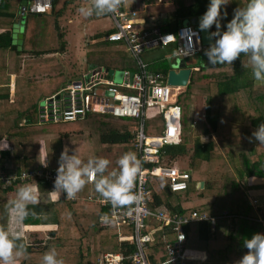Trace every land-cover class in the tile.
I'll use <instances>...</instances> for the list:
<instances>
[{
    "label": "trees",
    "instance_id": "16d2710c",
    "mask_svg": "<svg viewBox=\"0 0 264 264\" xmlns=\"http://www.w3.org/2000/svg\"><path fill=\"white\" fill-rule=\"evenodd\" d=\"M60 1L53 0L52 9L47 13L33 14L22 13L27 0H0V174L4 172L18 176L34 169L57 170L59 156L65 147L70 149V154L71 150L77 149L78 155L84 160L97 156L108 147L129 146L135 150L133 138L140 120L134 117L87 112L83 118L74 121L39 123V107L43 104H39L40 99L44 102L57 92L61 95L75 81L86 85V79L92 73H85L81 79L66 78L68 71L55 57L60 50L56 36L47 40L64 12L57 10ZM141 1L149 3L150 0ZM208 2L209 0H173V10L158 25L159 28L163 33H175L185 24L195 27L192 20L202 16ZM245 3L246 0H233L226 8L227 19L232 18L235 8L242 7ZM128 6L125 3L121 9L136 8L134 3ZM139 11L137 17L144 21L147 19L142 16L152 20L157 15L148 9ZM41 18L46 19L43 25L39 24ZM17 21L23 37L21 48L13 50L12 28ZM110 31L97 34L94 38L100 40L93 44L86 42L84 47L87 64L95 71L119 69L136 72V59L130 56L123 42L102 39ZM162 48L163 46H159L145 50L144 59L149 71L166 74L170 70L173 63L167 58L151 56V50ZM169 48L174 51L172 47ZM201 53L203 51L197 54ZM204 62L201 66L193 67L187 86L177 96V103L181 108L180 143L162 147L160 154L163 163H179L181 170H189L192 180L204 178L207 183L196 198H189L190 188L183 195L169 194L165 179L150 177L148 181L156 207L176 216L196 211L215 218L213 227L209 219L184 227L185 247L203 252L200 253L201 260H187L184 264H234L244 255V239H250L255 233H264V206L254 208L247 198L250 189L264 190V183L241 185L225 166L221 168L216 165L213 168L211 153L221 156L211 137L206 142H201L196 137L195 150L187 155L186 144L193 133L189 116L192 100L202 97L205 122L199 121L195 134L213 132L217 139L226 140L228 144L253 141L249 153L246 150L239 152L241 171L238 173L242 177L264 178V145H259L252 137L257 127L264 123V83L252 77L246 55L242 54L232 65L209 66L207 59ZM12 74L14 91L11 96L9 84ZM228 113L236 117L234 123L242 129L241 133L235 132V136L231 134L226 137L223 131L228 125L221 118ZM162 126L164 128L162 115L155 113L144 120L143 132L145 135L159 136L162 134ZM158 128L159 133L155 134ZM187 157L188 163L183 166V159ZM45 159L47 167L40 163ZM214 179L221 181L218 187L211 185ZM38 181L36 178L25 182L16 179L9 187H2L0 180V228L19 230L22 242L26 245L25 254L17 258L15 264H41L42 255L49 249H55L64 264H97V260L106 252L130 253L134 250V245L130 243V229H125L123 237L118 240L115 230L99 221V217L109 211L107 207L96 203L95 196L98 194L95 191L89 194L88 189H94L93 181L85 185L75 201L53 192L55 199L49 203L40 201L36 205H29L30 215L22 223L7 216L4 206L12 199L7 195L10 192L15 194L19 185L36 184L41 197L42 192L51 193L46 184ZM40 225L52 226V229L45 230L44 237L29 239L25 228ZM146 231L152 232L146 254L149 261H155V255L163 252L164 245L174 241L175 231L172 225L162 226L159 221L150 222ZM109 240L112 246L108 248ZM159 259H165L164 255Z\"/></svg>",
    "mask_w": 264,
    "mask_h": 264
},
{
    "label": "built area",
    "instance_id": "2783aa9c",
    "mask_svg": "<svg viewBox=\"0 0 264 264\" xmlns=\"http://www.w3.org/2000/svg\"><path fill=\"white\" fill-rule=\"evenodd\" d=\"M52 4L53 0H27L22 13H47L52 9ZM124 5L122 0L118 12L110 15L114 29L105 39L111 42H123L130 56L136 59L137 71L113 69V73L109 74L108 70H93L86 79V85H82L81 81H75L66 92L61 95L59 92L57 98L52 95L45 99L39 107L38 121L42 124L74 121L83 118L87 112L110 113L117 117H134L140 120L134 133L133 143L138 157L143 160V171L136 184V190L143 197L142 203L132 208L112 209L111 205L105 203L99 196L95 198L97 204L108 208V214L112 218V222L101 224L114 229L118 240L123 237L125 229H130V243L135 248L130 253L106 252L97 260V264H184L187 260H201L202 257L196 255V250H188L185 247L184 227L208 219L213 227L215 218L196 211L188 215L176 216L156 207L148 181L150 177L165 179L171 193H181L188 188L191 179L189 171L163 163L160 154L162 147L180 143L181 108L177 103V96L183 88L168 84L167 73L149 71L148 63L141 58V55L146 49L159 46L172 47L174 49L172 57L175 61L178 58L186 59L194 56L203 51L205 46L196 27L185 24L175 33H163L157 26L141 25L143 20L138 19V11L130 8L121 9ZM189 30L191 33L188 32ZM117 71L120 76L115 81L113 76ZM155 113L163 117L162 134L145 135L144 120ZM55 177L54 168L34 169L22 172L18 176L4 172L0 174L2 187H9L16 179L25 182L30 178H36L39 183L46 184L51 193L54 190ZM75 200L76 198L70 201ZM152 221H159L162 226L172 225L175 231L174 241L164 245L163 252L155 255V261H149L146 254L147 244L152 239V232H147L146 227ZM163 255L165 259L160 260L159 257Z\"/></svg>",
    "mask_w": 264,
    "mask_h": 264
},
{
    "label": "clouds",
    "instance_id": "9594fccd",
    "mask_svg": "<svg viewBox=\"0 0 264 264\" xmlns=\"http://www.w3.org/2000/svg\"><path fill=\"white\" fill-rule=\"evenodd\" d=\"M232 2L209 0L198 21V32H205L209 41L207 47L204 45L203 54L209 66L232 65L242 54L246 55L252 77L264 82V0H246L244 6L233 10L232 18L228 20L226 8ZM121 3L122 0H91L90 4L79 7L78 12L84 18L115 15ZM252 137L259 145H264V123L257 127ZM40 163L48 166L46 159ZM110 163L109 159L99 156L84 160L77 149L71 150L70 154V149L65 147L58 159L52 192L61 193L69 200L75 199L89 180H93L95 193L112 209L139 206L143 197L136 190V184L143 171L142 158L134 151H127L117 159V167L109 172ZM38 202L36 184L24 183L16 188L14 198L7 201L4 211L17 223H22L30 215L29 205ZM99 219L104 224L112 222L107 213ZM243 247L248 251L234 264H264V233L244 239ZM25 252L26 245L19 230L0 228V264H15ZM41 264H64V261L58 258L55 249H49L42 255Z\"/></svg>",
    "mask_w": 264,
    "mask_h": 264
},
{
    "label": "rangeland",
    "instance_id": "374dc122",
    "mask_svg": "<svg viewBox=\"0 0 264 264\" xmlns=\"http://www.w3.org/2000/svg\"><path fill=\"white\" fill-rule=\"evenodd\" d=\"M152 1V0H151ZM27 4V2L25 3V5ZM81 5H83V2H78V6L80 7ZM158 7L157 5H151L148 7V11H152L154 13H156L155 11H158ZM75 9V6H73L72 8H68L69 10L67 12H65L63 15H61L59 17V23L57 25V27H55V30L57 31L56 34V43L59 46V51L56 53L55 57L57 59H59V61L64 65V67L66 68V72L68 71V75L66 78H75V79H81L82 75H84L85 73H91L93 72V67L89 66L85 60V43L88 42L90 40V36L92 35V33L94 32V30L98 29L97 25H100L99 27L101 28L98 32H104V31H108L109 29L112 28V22L111 19L109 18L108 15L106 16H99L96 17L95 16V20L90 19L89 18H84L82 17L79 13H76L77 16H80L82 19L78 20V19H74L73 21H71V17L74 16V11H72L71 9ZM46 19H39V24L43 25L45 24ZM62 32H65V34H62ZM50 34V36L48 37L50 39H54V36ZM55 42V40H53ZM150 52H152L151 56H161L164 57V59L174 63V59L172 57V50L169 47H163L162 49H153ZM50 55V54H49ZM145 53L142 54V59L145 61ZM168 57H172L171 59H169ZM206 59L204 58L203 54H197L195 56L186 58V59H181L178 58L176 61H183L185 63V65L187 66H192V67H196V66H201L202 64H204ZM177 63V62H176ZM119 70V69H118ZM120 76L119 71L116 72V75L113 76V78L116 80H118V77ZM10 94L11 96L13 95V88H14V83L12 82L14 80V75L12 74L10 76ZM183 90V89H182ZM181 90V91H182ZM59 92H57L56 94H58ZM54 94V95H56ZM41 101H39V104L43 103V100L40 99ZM203 105H204V101L202 97H197L195 99L192 100V105H191V114L193 116H196L197 119H199L198 121L202 120V116L201 114L203 113ZM86 133V132H85ZM159 133V128L156 131L155 134ZM154 134V135H155ZM170 147V146H167ZM127 151H134V149L130 148L129 146H123V147H108L105 150L101 151L100 153L97 154V156L99 157H104L107 158L111 161L108 171H112L113 169H115L117 167L116 165V161L117 159L125 152ZM183 166H186V164H184ZM195 180L196 178H194V180L192 181L190 185V189L189 192H191L193 195L198 192L196 190V184H195ZM212 183V182H211ZM211 185H213V187H218L219 182H214ZM89 194H92L94 192V189H88ZM45 193V192H43ZM175 194V193H174ZM192 195V196H193ZM15 196V194H12L11 192L8 193L7 197L8 198H13ZM41 197V196H40ZM39 197V198H40ZM42 203H49L48 202H43V200H41ZM48 228H45L46 230L52 229V226H47ZM26 229V228H25ZM44 228H34V229H26V233L29 236V239H34V238H41L44 237L46 231ZM112 246L110 243V240L108 241V248Z\"/></svg>",
    "mask_w": 264,
    "mask_h": 264
},
{
    "label": "crops",
    "instance_id": "0c3cea01",
    "mask_svg": "<svg viewBox=\"0 0 264 264\" xmlns=\"http://www.w3.org/2000/svg\"><path fill=\"white\" fill-rule=\"evenodd\" d=\"M78 2H83V5L81 6H86L88 4L91 3V0H67L66 2H64L63 0H61L58 4V11L64 10L63 14L65 12H67L69 9L68 8H72L73 6H75V9H71L72 11H74V16L71 17V21H73L74 19H78L81 20L82 18L80 16H77L76 13L78 12ZM172 2L173 0H150L149 3H143L141 0H124V4L126 3V6H128V4H132L134 3V6L136 7L135 10L139 11V10H146L148 9L149 6L151 5H157L158 7V11H155L157 13V15L151 20L149 17L146 16H142V18L147 19L145 22L143 20V23H141V25L145 26H150V27H159L158 25L161 24V22L167 18V15L169 12H171L173 10L172 7ZM80 6V7H81ZM140 12V11H139ZM109 18L111 19L112 22V18L110 15H108ZM97 17V16H96ZM93 19L95 20V16L89 18L88 20ZM139 19V18H138ZM59 23V18L57 20V25ZM100 25H97L96 30H94V32L92 33V35L90 36V40L88 41L89 44H93L95 42H97L98 40H100L99 38H94L96 36H98L97 34H102V33H106L107 31L104 32H98L101 28L99 27ZM113 22H112V28L109 30H113ZM108 30V31H109ZM0 32H2V30L0 29ZM53 36H56L57 31L56 30H51V33ZM55 34V35H54ZM62 34H65V32H62ZM51 35V36H52ZM106 38V35L102 37V39ZM53 39V38H52ZM101 39V40H102ZM54 43V41H52ZM85 47H86V43H85ZM206 58V57H205ZM193 69V67H191ZM196 69V68H195ZM194 70V69H193ZM264 83V82H262ZM184 89V88H183ZM202 116V120L201 122H205L204 120V116L203 113L201 114ZM190 122H191V129L193 131L192 135H191V140L189 141L188 144H186V154L187 155H191L194 150H195V138L198 137L199 141L201 142H206L207 140L211 139L214 141V143L216 144V146L218 147V151H219V155L221 157H219L217 154L215 153H211L212 155V167L215 168L216 165H219L221 168L223 166H225L227 168V170L232 173V175L235 177V179L241 184V185H259L264 183V178L262 177H257V176H252V177H246L242 175L240 176V174L238 173V171H241L240 167H239V152L242 150H246L248 151V153L250 152L249 147L251 146V144H253L254 142L251 140H248L245 144H228V142H226V140H219L216 138L215 133L211 132L210 134H199L196 135L195 134V129L196 126L199 125L198 123H200L197 119L196 116H193L190 113L189 116ZM223 122H227V129L224 130V136L229 137L231 134L235 136V132H240L242 128H238L235 125V121H236V117L231 114L228 113L226 115H223L222 118ZM201 127V126H200ZM245 128V127H243ZM163 126H162V131H163ZM244 132V131H243ZM241 133V132H240ZM189 157L183 159L184 163H188ZM224 164V165H223ZM171 165L176 166L177 168H179V163H172ZM180 169V168H179ZM189 171V170H187ZM194 180V179H193ZM192 179H190L189 184L192 183L193 181ZM91 182V181H89ZM214 182H219L220 184V180H213L212 183ZM205 183H207V181H204V178L201 180H195V184H196V190L198 192H196L194 195L192 193L189 194V198H196L197 195L199 194V192L201 190H203V188L205 187ZM219 186V185H218ZM188 188H190V185H188ZM188 188L186 191L181 192V193H175V194H185L188 191ZM247 198L249 203L254 207H260V206H264V190L262 188H255V189H250L248 192ZM42 197L39 196V192H38V201L40 202L41 200H43V202H48V201H52L55 198V194L54 193H50V194H46L42 192ZM193 195V196H192ZM98 196V195H97ZM95 196V198L97 197ZM40 197V198H39ZM36 229V228H48L47 226H32V227H26V229ZM46 230V229H45ZM197 251V250H196ZM197 253L200 255L203 254V252L201 251H197ZM197 255V254H196Z\"/></svg>",
    "mask_w": 264,
    "mask_h": 264
},
{
    "label": "water",
    "instance_id": "95a60500",
    "mask_svg": "<svg viewBox=\"0 0 264 264\" xmlns=\"http://www.w3.org/2000/svg\"><path fill=\"white\" fill-rule=\"evenodd\" d=\"M201 16L197 19H193L192 23L196 24L195 27L198 29V21ZM20 23L17 21L13 24L12 28V47L11 49L21 48L23 33L20 31ZM201 42L206 47L208 46L209 41L206 39V33L200 32ZM177 62V63H176ZM109 74L113 73V69H110ZM192 72L191 67L185 65L183 61H176L172 64L170 70L167 72V83L173 86H181L185 88L189 82V77ZM57 97V95H56ZM168 193L171 192L167 189ZM247 249H244V254L247 252Z\"/></svg>",
    "mask_w": 264,
    "mask_h": 264
},
{
    "label": "bare ground",
    "instance_id": "6f19581e",
    "mask_svg": "<svg viewBox=\"0 0 264 264\" xmlns=\"http://www.w3.org/2000/svg\"><path fill=\"white\" fill-rule=\"evenodd\" d=\"M194 26V25H193Z\"/></svg>",
    "mask_w": 264,
    "mask_h": 264
}]
</instances>
